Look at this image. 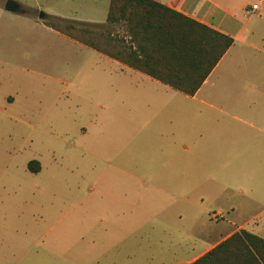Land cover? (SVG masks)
<instances>
[{
    "label": "rangeland",
    "instance_id": "1",
    "mask_svg": "<svg viewBox=\"0 0 264 264\" xmlns=\"http://www.w3.org/2000/svg\"><path fill=\"white\" fill-rule=\"evenodd\" d=\"M14 1L21 13L0 0V264H170L178 245L217 240L234 203L248 205L243 217L264 209V171L232 169L235 142L248 144L233 137L247 129L237 118L264 114V103L239 106L258 90L233 75L264 67V14L245 16L261 0H222L254 33L196 98L39 19L60 10L82 20L72 4ZM102 1L92 22L106 23Z\"/></svg>",
    "mask_w": 264,
    "mask_h": 264
},
{
    "label": "trees",
    "instance_id": "2",
    "mask_svg": "<svg viewBox=\"0 0 264 264\" xmlns=\"http://www.w3.org/2000/svg\"><path fill=\"white\" fill-rule=\"evenodd\" d=\"M46 17L42 21L52 30L188 96L196 95L234 44L231 36L155 0H111L104 24ZM28 168L41 171L37 160ZM192 264H264V239L239 230Z\"/></svg>",
    "mask_w": 264,
    "mask_h": 264
},
{
    "label": "crops",
    "instance_id": "3",
    "mask_svg": "<svg viewBox=\"0 0 264 264\" xmlns=\"http://www.w3.org/2000/svg\"><path fill=\"white\" fill-rule=\"evenodd\" d=\"M155 1L199 23H202L216 31L227 34L234 39L233 46L228 50V52L224 55V57L221 59L218 65L214 68V70L209 75L207 80L204 82L200 90L196 93L195 96H190V97L196 98L197 95L203 89V87L206 84H209L211 78L221 67L222 63L224 62V59L228 56V54L234 48L236 42L238 41L245 42L244 40H248L250 35L254 33V30H252V28L248 29L246 26L240 27L238 25L239 21L237 20V17L234 14L230 13L225 8V4L222 2V0H155ZM6 2L7 0H5L4 5L6 4ZM17 2L20 4V6L23 7V10H24L23 4L19 1ZM53 3L58 4L57 6L58 9H62L59 7H64V5L68 6L72 4L73 6H75V13L79 15H83V16H80L82 20L69 18L68 16H66V14H64V12H60V10H53V12H50V14H46V15H53V16L66 18L69 20L81 21V22H86V23H97V22H92V21H95L94 15L96 14L95 13L96 10L99 9V6L101 7L100 10L103 11V8H102L103 1L102 0H52V4ZM110 3H111V0L109 2V7H110ZM255 4H258L260 6L259 11L251 10L252 6ZM109 7L107 11V17H108ZM83 10L88 11V14H83L82 12ZM263 14H264V0H261L260 4L256 2L247 4V8L245 9V16L246 15L255 16V17L258 16L259 18H263L262 17ZM32 22H34V20L29 21L30 24ZM35 23L37 24L38 21L35 20ZM106 23H107V19H106ZM97 24H104V23H97ZM122 28L123 29H121V32L123 34L125 30L124 26H122ZM113 30L117 31L118 28L114 27ZM105 56L109 57L110 59L121 64L126 69L138 74L141 77H148L153 82H157L166 87L172 88L152 78L146 73L131 67L129 64H127L124 61H118L108 55H105ZM238 71L239 72L235 70L233 75H235L236 73L248 74L250 81L251 80L255 81V82H252V84H250V88L254 91L258 90V93H255L253 95L254 97L253 96L249 97V99H239L236 102L239 104V106H244V105L260 106L262 105L264 103V100L260 98H262L263 96L262 91L264 90V67H252V68H247V69L243 68V69H238ZM235 77L238 78V76H235ZM248 118H249V122H247L245 119L241 117L237 118L239 123H242L244 124V126H247V129H245L244 127L243 130L238 128L232 131L234 138L243 137V138L248 139V144L243 145V147H240L241 146L240 142H237V141L235 142L236 147H234L235 148L234 151L238 150V152L236 156L234 155L233 162H232V169L234 171L235 170L239 171L243 177L248 176L250 172H253V171H264V139L261 140L260 138H258V141H257L258 144H256V139L258 137L257 134L259 132L264 134V128H260L257 124V123H260L261 121H264V114L256 115V114H253L252 112L248 115ZM195 146L197 147V144ZM228 168H230V166H228ZM253 180H251V182ZM252 200L253 202L259 201L256 198H252ZM246 206L248 208L247 204L237 205L234 203L230 207L231 212L229 211L227 212L230 218L228 220L223 219L224 220L223 223L225 224V226L221 228V227H218L219 223H216L217 225H216V228L214 227L213 232H218L219 238L215 240L211 245H178L180 247V251H175L174 253H172L170 257L171 260L169 263L170 264H192L198 259H200L201 257H203L204 255H206L208 252L213 250L223 240H225L226 238L230 237L235 232L242 230V229L247 230L264 239V219L261 218L264 215V209H262L260 213H253L250 216L243 217V212Z\"/></svg>",
    "mask_w": 264,
    "mask_h": 264
},
{
    "label": "water",
    "instance_id": "4",
    "mask_svg": "<svg viewBox=\"0 0 264 264\" xmlns=\"http://www.w3.org/2000/svg\"><path fill=\"white\" fill-rule=\"evenodd\" d=\"M5 9L8 12H14V13H21L23 11L20 4L14 0H7V2L5 4ZM46 18L47 17H46L45 13L39 14L40 20H45Z\"/></svg>",
    "mask_w": 264,
    "mask_h": 264
},
{
    "label": "built area",
    "instance_id": "5",
    "mask_svg": "<svg viewBox=\"0 0 264 264\" xmlns=\"http://www.w3.org/2000/svg\"><path fill=\"white\" fill-rule=\"evenodd\" d=\"M252 11H259L260 10V6L258 4H255L252 6Z\"/></svg>",
    "mask_w": 264,
    "mask_h": 264
}]
</instances>
